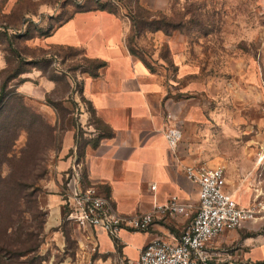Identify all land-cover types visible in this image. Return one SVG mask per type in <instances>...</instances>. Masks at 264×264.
Returning a JSON list of instances; mask_svg holds the SVG:
<instances>
[{"label": "crops", "instance_id": "1", "mask_svg": "<svg viewBox=\"0 0 264 264\" xmlns=\"http://www.w3.org/2000/svg\"><path fill=\"white\" fill-rule=\"evenodd\" d=\"M21 1L7 0V5L11 10ZM30 1L37 4L38 13L52 11L56 6L55 0ZM148 2L139 0V5L149 11L160 8L153 0L151 5ZM128 28L129 24L117 12L90 8L73 11L40 33L41 40L36 37L42 45L77 49L86 58L102 63L97 74L84 78L82 84V95L89 110L81 111V127L90 118L95 127L81 136L74 129L66 133L54 175L45 181L44 187L48 190L45 228L53 230L56 245H63L65 239L60 228L61 188L65 171L74 158L83 165V183L95 185L122 215L150 213L154 203H165L170 195L190 206L189 215L180 216L177 221L156 213L148 231H121L117 239L91 229H83L85 232L80 235L74 231L78 243L89 244L97 251L95 264H112L120 256L136 259L139 249L151 239L162 237L172 241L180 236L194 215L198 201L196 184L185 176L187 166L224 165L225 189L237 198L238 189L231 185L232 180H239L243 185L251 166L245 168L244 163H238L233 168L226 157L231 152L223 148L224 140L242 135L250 145L254 138L250 131L257 121L264 124V115L257 119V112L245 118L246 110L255 111L254 103L250 104L249 99L248 102L239 100V91L244 85L240 74L250 75L251 69L247 72L237 69L231 78L225 79L218 67L197 66L191 59L187 39L175 32L170 35L156 32L155 37L165 41L167 61L162 58L149 65L129 53L125 39ZM3 59L0 73L7 68V59L5 56ZM251 82L244 86H252ZM245 106L252 107L251 111L243 110ZM166 114H172L174 119H167ZM172 124H177L182 131L175 147L169 146L163 133ZM262 227L264 215L220 234L213 241V246L220 251L213 263L264 264Z\"/></svg>", "mask_w": 264, "mask_h": 264}, {"label": "rangeland", "instance_id": "2", "mask_svg": "<svg viewBox=\"0 0 264 264\" xmlns=\"http://www.w3.org/2000/svg\"><path fill=\"white\" fill-rule=\"evenodd\" d=\"M55 1L54 10L38 13L37 4L30 0L19 2L11 10L7 0H0V66H4V56L9 60V68L0 73V89L5 85V92H13L11 102L15 106L9 117L15 128L8 131L15 140L7 158L0 162V248L6 247L0 249V264H28L30 259V264H95L98 256L89 244L75 239V233L85 231L64 218L60 224L65 233L63 245H56L53 230L45 228V181L54 175L64 137L73 129L81 136L95 127L92 118L81 127V111L89 110L82 84L84 78L97 74L100 63L86 58L80 50L45 46L36 38L73 11L107 3V9L129 24L125 37L129 53L149 65L162 58L167 61L165 41L157 39L156 32H175L187 39L197 66L218 67L225 79L237 69H251L250 75L240 74L244 85L253 81V87L241 86L239 100L254 103L255 111L243 107L251 111L244 112L245 118L252 112H257L256 118L264 115V0H153L160 8L151 11L142 9L139 0ZM151 3L149 0L148 5ZM26 32L34 38H25ZM16 71L24 72L15 76ZM24 76L26 79L21 78ZM234 136L224 140L223 148L231 152L227 159L233 168L238 163H244L245 168L251 166L243 185L232 180L241 197L235 199L243 206L254 207L255 217H259L264 215V124L257 121L254 125L250 145L242 135ZM17 182L28 185L25 190L30 192L19 205L13 187ZM17 226L21 230L15 231ZM261 229L264 232V227ZM20 231L30 235L23 244ZM26 248L35 251L17 255Z\"/></svg>", "mask_w": 264, "mask_h": 264}, {"label": "built area", "instance_id": "3", "mask_svg": "<svg viewBox=\"0 0 264 264\" xmlns=\"http://www.w3.org/2000/svg\"><path fill=\"white\" fill-rule=\"evenodd\" d=\"M98 1L117 3L116 0ZM166 117L174 119L172 114ZM163 133L170 147H175L182 137L177 124L168 125ZM185 176L196 184L198 201L194 215L180 236L172 241L155 237L139 249L136 259L120 256L114 264H214L220 256V251L213 246L214 239L255 218L254 207L239 204L226 191L222 166H187ZM61 192L65 221L81 229L104 232L113 239H117L121 231H148L156 213L171 221L189 215L190 206L175 195H170L165 203H154L150 213L128 217L116 212L95 185L83 183V165L77 158L65 171Z\"/></svg>", "mask_w": 264, "mask_h": 264}, {"label": "trees", "instance_id": "4", "mask_svg": "<svg viewBox=\"0 0 264 264\" xmlns=\"http://www.w3.org/2000/svg\"><path fill=\"white\" fill-rule=\"evenodd\" d=\"M106 5H107V3H100L98 6L93 7V8H95V9H106L108 11H112L110 9H107ZM141 8L143 9V7H141ZM87 9H90V8H87ZM79 10H84V9H79ZM156 30H159V29H156ZM25 34H26V36H24V37H29V36H27L28 32H26ZM99 63H100L99 65L101 66L102 63L101 62H99ZM7 68H9V60H7ZM7 68L5 70H3L1 73H4L7 70ZM22 72H24V71H16L13 73L15 74V76H19L20 74H22ZM15 76H13V78ZM6 79L8 81L9 76ZM12 94H13L12 91L5 92V85L1 87V89H0V121L3 118H5L6 122L5 121H2V123L0 122V162L2 160H4L5 158H7V155L10 152L11 146L13 145V141L15 140V136L11 137V136H9V133H8V131L11 128L12 129H13V127L15 128V125H13L12 120H11V122L9 120V117L12 118V113H11L12 110H14V108H15V106H13L14 104L11 102L12 97L14 96ZM21 108H22V106L20 105V110L22 113L24 111V108H22V109ZM0 179H1V176H0ZM14 185L15 186H13V187H16V190H17L16 197L18 198V205H19L21 203V201L22 202L26 201V199L30 195V192L25 190V188L28 186L26 184H23L21 182H17ZM17 229L21 230L20 226H17V228L15 227V231H17ZM19 237L22 238V244H23L26 241V239H28L30 237V235L28 232L20 231ZM115 243H117L116 240H115ZM0 249H2V248H0ZM4 249L6 250V247H4L2 250H4ZM34 251H35V248H28V249L26 248V249H24L22 251H18L16 253H17V255H24L27 252H34ZM3 252H6V251H3ZM0 254H1V252H0ZM30 260L31 261H29L28 264L32 263V259H30Z\"/></svg>", "mask_w": 264, "mask_h": 264}]
</instances>
